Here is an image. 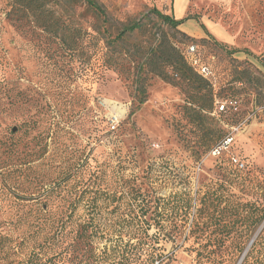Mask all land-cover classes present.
Instances as JSON below:
<instances>
[{"label": "rangeland", "instance_id": "1", "mask_svg": "<svg viewBox=\"0 0 264 264\" xmlns=\"http://www.w3.org/2000/svg\"><path fill=\"white\" fill-rule=\"evenodd\" d=\"M98 1L108 24L82 0H50L61 37L0 0V264H150L151 252L167 264H264V0ZM153 7L185 20L175 29ZM133 19L148 28L124 52L154 34L183 53L195 44L213 73L203 123L187 82L148 73L138 106L135 64L108 62L105 29ZM226 100L237 104L213 115Z\"/></svg>", "mask_w": 264, "mask_h": 264}, {"label": "trees", "instance_id": "2", "mask_svg": "<svg viewBox=\"0 0 264 264\" xmlns=\"http://www.w3.org/2000/svg\"><path fill=\"white\" fill-rule=\"evenodd\" d=\"M49 1L50 0H14L11 13L15 12L16 14L22 15L32 14L39 25L45 27V29H49L57 36H60L61 33L62 37L63 28L60 27V24L56 19V11L53 12V10L48 7ZM54 1L60 2V0ZM82 1L86 4L88 9L101 18L105 24H108V13L103 4H101L98 0ZM150 12L157 15L161 20L175 29H177V27L180 26V24L185 20V18L178 19L172 15L164 14L156 7H153ZM145 17L149 18V13L146 14ZM52 21H55L53 24L56 25L49 27V24ZM147 28V23L140 19H133L124 24L114 36H112V33L108 31V28H106L105 31L107 32V35L105 36L108 47L110 50L113 49L117 52L116 55L113 53L108 55V62L112 65H123V61L127 60L129 57L130 61L135 64L136 74L134 76L135 89L133 96L136 99L138 106L145 103L148 97V73H152L173 84H176L179 81L187 82V84H190L195 88L196 96L198 97L195 100V102L198 104V108L189 109L192 110L195 120L203 123L206 117V114L203 113V110L208 108L209 111L207 113L210 115V109L213 106V102L215 101V96L210 89L211 82L209 79L203 77L194 70V68L186 60L184 53L168 36L163 35L157 37L154 34L148 45L135 44L133 46V53L123 51L124 44L129 42L130 35L136 31L145 32ZM182 34L186 35L184 32H182ZM72 48L74 49L73 46H70V49ZM214 134V141H217L224 135L220 130L213 131V135ZM43 154L44 153L38 154L36 159L40 158ZM137 194L138 193H136L135 198L138 197ZM57 221L59 222L60 220ZM64 223L65 222H63V225ZM58 226L59 224L57 225V228ZM133 238L138 239L137 241L139 245H143L148 242V234L145 231H137L134 233ZM255 244L252 246L250 253L246 255L245 260H248V258L252 255L255 257L254 255L256 253L261 252L260 250L256 249ZM256 257L259 258L260 255L258 254ZM148 261H150V264H167L166 259H162V256H159L155 252L150 253ZM258 261V264H263L262 261L260 262V259H258Z\"/></svg>", "mask_w": 264, "mask_h": 264}, {"label": "built area", "instance_id": "3", "mask_svg": "<svg viewBox=\"0 0 264 264\" xmlns=\"http://www.w3.org/2000/svg\"><path fill=\"white\" fill-rule=\"evenodd\" d=\"M184 56L186 58V60L188 61V63L194 68V70L199 73L200 75H202L203 77L207 78V79H211L213 77V73L209 67L208 64H206L205 62H202V60L196 55V46L195 44H191L190 46H188L187 50L184 52ZM237 102L235 101H225V102H221L219 105V109L218 107L216 108L215 112H213V115H216L219 112L225 111L229 106H236ZM245 125L244 122H241L240 124H238L237 126H232L231 131L228 136L221 142H219L217 145H215L213 147V152H218L221 153V151L224 148H228V145L232 142L233 140V134L235 133V131H239L240 129H242V127ZM234 161L236 162V164H240V166H243L244 163H240L238 159H234Z\"/></svg>", "mask_w": 264, "mask_h": 264}, {"label": "crops", "instance_id": "4", "mask_svg": "<svg viewBox=\"0 0 264 264\" xmlns=\"http://www.w3.org/2000/svg\"><path fill=\"white\" fill-rule=\"evenodd\" d=\"M181 1H183V8H185V6H186V5H185V4H186L185 1H186V0H181ZM181 14H182V13H181ZM180 18H181V17H180ZM180 18H178V19H180ZM193 24H195V23H193ZM186 30H187L186 32H189V33L195 35V28H193L192 30H188V29H186ZM198 32H199V33H198ZM198 32H197V34H200V35L202 34V33H201V30L198 31Z\"/></svg>", "mask_w": 264, "mask_h": 264}]
</instances>
